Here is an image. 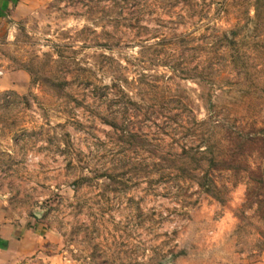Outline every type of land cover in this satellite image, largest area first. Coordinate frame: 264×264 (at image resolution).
<instances>
[{"label":"rangeland","instance_id":"rangeland-1","mask_svg":"<svg viewBox=\"0 0 264 264\" xmlns=\"http://www.w3.org/2000/svg\"><path fill=\"white\" fill-rule=\"evenodd\" d=\"M0 69V188L63 259L264 264V0H35Z\"/></svg>","mask_w":264,"mask_h":264},{"label":"crops","instance_id":"crops-1","mask_svg":"<svg viewBox=\"0 0 264 264\" xmlns=\"http://www.w3.org/2000/svg\"><path fill=\"white\" fill-rule=\"evenodd\" d=\"M35 0H0V21L26 16ZM29 80L23 72L0 76V104L7 95L27 93ZM9 192L0 188V264H71L60 256L61 234L48 228L38 215L13 210Z\"/></svg>","mask_w":264,"mask_h":264},{"label":"built area","instance_id":"built-area-1","mask_svg":"<svg viewBox=\"0 0 264 264\" xmlns=\"http://www.w3.org/2000/svg\"><path fill=\"white\" fill-rule=\"evenodd\" d=\"M3 74V71L0 69V76Z\"/></svg>","mask_w":264,"mask_h":264}]
</instances>
